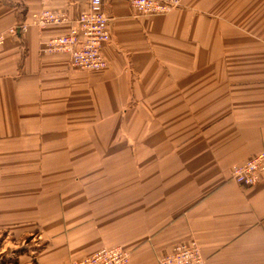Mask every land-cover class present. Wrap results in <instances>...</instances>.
<instances>
[{"label": "crops", "instance_id": "1", "mask_svg": "<svg viewBox=\"0 0 264 264\" xmlns=\"http://www.w3.org/2000/svg\"><path fill=\"white\" fill-rule=\"evenodd\" d=\"M89 1L0 0V264L112 246L159 264L191 240L204 264H264V176L230 178L264 149V0H181L155 16L102 0L101 73L41 51L71 23L33 24L42 11L72 22Z\"/></svg>", "mask_w": 264, "mask_h": 264}, {"label": "built area", "instance_id": "2", "mask_svg": "<svg viewBox=\"0 0 264 264\" xmlns=\"http://www.w3.org/2000/svg\"><path fill=\"white\" fill-rule=\"evenodd\" d=\"M136 16L164 15L181 6V0H128ZM104 11L102 0H90L88 9L70 22L65 14L42 11L33 24L39 28L71 23L66 35L51 38L43 43L41 51L48 54H67L70 66L76 71L104 72L109 68L103 47L111 38L110 18ZM18 29L9 30L15 34ZM5 44V34H0V47ZM73 70V71H74ZM231 179L240 186H255L264 176V150L243 163L232 166ZM130 254L120 246L102 248L87 258L70 264H129ZM202 252L194 240L175 245L159 264H204Z\"/></svg>", "mask_w": 264, "mask_h": 264}, {"label": "rangeland", "instance_id": "3", "mask_svg": "<svg viewBox=\"0 0 264 264\" xmlns=\"http://www.w3.org/2000/svg\"><path fill=\"white\" fill-rule=\"evenodd\" d=\"M264 150V149H263ZM260 153V152H259ZM258 155V154H257ZM231 178V177H230ZM34 238V236H32V235H28L26 238H24V246H27V249H30V246L32 247L33 246V248H36L35 246L36 245H34V244H37V242L35 241V238ZM27 244V245H26ZM24 248V250L26 249L25 247H23Z\"/></svg>", "mask_w": 264, "mask_h": 264}]
</instances>
